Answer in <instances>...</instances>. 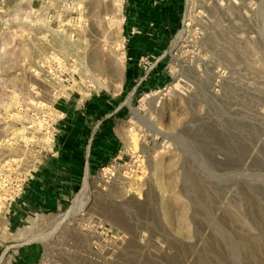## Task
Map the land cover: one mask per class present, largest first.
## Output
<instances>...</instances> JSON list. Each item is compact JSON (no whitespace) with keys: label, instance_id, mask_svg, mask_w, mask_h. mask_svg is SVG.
I'll list each match as a JSON object with an SVG mask.
<instances>
[{"label":"rangeland","instance_id":"obj_1","mask_svg":"<svg viewBox=\"0 0 264 264\" xmlns=\"http://www.w3.org/2000/svg\"><path fill=\"white\" fill-rule=\"evenodd\" d=\"M73 127L109 157L85 215L26 243L83 186L59 212L18 203ZM7 262L264 264V0H0Z\"/></svg>","mask_w":264,"mask_h":264},{"label":"crops","instance_id":"obj_2","mask_svg":"<svg viewBox=\"0 0 264 264\" xmlns=\"http://www.w3.org/2000/svg\"><path fill=\"white\" fill-rule=\"evenodd\" d=\"M75 131L73 127L71 134L60 137L54 150L24 182L18 202L22 209L40 214L61 211L84 183L87 171L108 159L107 152L113 146L109 138L95 140Z\"/></svg>","mask_w":264,"mask_h":264},{"label":"bare ground","instance_id":"obj_3","mask_svg":"<svg viewBox=\"0 0 264 264\" xmlns=\"http://www.w3.org/2000/svg\"><path fill=\"white\" fill-rule=\"evenodd\" d=\"M187 27H188V24L185 25L183 31L179 34L178 38H181V35H183L186 32ZM92 79H93L94 85L98 86L99 88L106 89V86L103 83L99 82V80L95 78H92ZM131 136H132V143L134 147H136L137 146L136 136L134 134H132ZM90 200H91V192L89 190V185L87 183V176H86L81 190L76 194V196L74 197L71 203L70 209L64 214H61L58 216H52L51 221L50 222L48 221L45 223L44 226H46V229L44 232L38 235H30V237H26L23 239L24 242L29 243L32 241H36L44 245L48 244L57 235L58 230L60 229L61 226L67 225L70 221L76 220L77 218L85 215V212L90 203ZM5 264H9V263L7 262Z\"/></svg>","mask_w":264,"mask_h":264}]
</instances>
